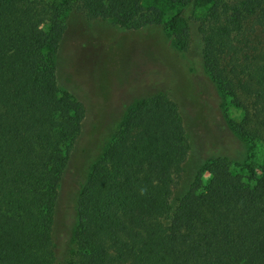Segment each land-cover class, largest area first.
<instances>
[{
    "label": "trees",
    "instance_id": "16d2710c",
    "mask_svg": "<svg viewBox=\"0 0 264 264\" xmlns=\"http://www.w3.org/2000/svg\"><path fill=\"white\" fill-rule=\"evenodd\" d=\"M146 1L0 0V264H264V162L245 182L213 153L175 197L190 147L165 94L129 108L80 186L71 237L55 235L59 188L85 117L57 83L66 19L160 26ZM161 1L180 8L167 26L186 52L183 14L196 0ZM204 2L199 62L241 112L230 131L264 144V0Z\"/></svg>",
    "mask_w": 264,
    "mask_h": 264
},
{
    "label": "rangeland",
    "instance_id": "374dc122",
    "mask_svg": "<svg viewBox=\"0 0 264 264\" xmlns=\"http://www.w3.org/2000/svg\"><path fill=\"white\" fill-rule=\"evenodd\" d=\"M160 11L161 25L128 30L113 20L88 21L76 14L66 19V31L56 56L57 83L85 107L82 131L63 175L56 208L55 235L71 237L76 224V201L81 184L99 159L113 131L136 101L165 94L178 107L189 143V154L175 197L193 180L196 170L213 153L228 157L230 170L250 182L264 162V144L245 143L229 129L241 112L221 96L204 72L199 55V17L208 8L196 0L183 14L188 28L187 51L170 38L167 22L180 8L161 0H147ZM209 173L202 176L207 185Z\"/></svg>",
    "mask_w": 264,
    "mask_h": 264
}]
</instances>
